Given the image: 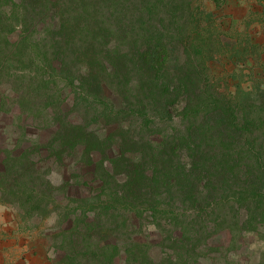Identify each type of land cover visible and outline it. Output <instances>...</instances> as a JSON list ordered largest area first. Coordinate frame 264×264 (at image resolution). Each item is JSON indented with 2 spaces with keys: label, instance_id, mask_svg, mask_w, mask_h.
I'll list each match as a JSON object with an SVG mask.
<instances>
[{
  "label": "trees",
  "instance_id": "obj_1",
  "mask_svg": "<svg viewBox=\"0 0 264 264\" xmlns=\"http://www.w3.org/2000/svg\"><path fill=\"white\" fill-rule=\"evenodd\" d=\"M112 1L115 9L108 14L103 6L90 9L84 2V8L70 17L63 13L55 18L50 41L74 49L73 61L57 51L52 58L42 56L37 47L32 50L39 72L33 80L39 76L45 91L63 85L78 98L87 90L101 101L110 82L117 81L119 88L129 90L116 91L123 98L118 115L126 113L136 120L124 130H114L124 133L109 168L124 178L123 189L107 190L101 179L100 194L88 203L90 214L83 213L85 219L76 222L69 236L72 249L66 260L128 262L136 243L119 235L118 221L126 226L130 216L145 209L161 210L169 220L172 236L163 235L162 245L169 242L172 264H194L193 254L216 232L241 239L246 230H253L264 237V81L251 76V86L244 89L240 75L235 91L216 85L208 64L218 53L208 26L181 25L193 17L182 8H190V1L144 0L139 9L137 1L131 6L126 0ZM173 5L182 10L167 9ZM133 10L137 12L130 13ZM108 18L113 25H107ZM83 34L91 41H79ZM173 112L179 121H174ZM56 125L54 139L36 145L49 149L55 163L64 162L78 148L89 166L96 163L95 153L106 155L103 145L113 134L100 139L85 123ZM55 140L60 146L53 149ZM45 175L28 152L17 156L0 147V205L37 215L46 208L40 185L50 184L43 180ZM145 260L165 264V258L156 255Z\"/></svg>",
  "mask_w": 264,
  "mask_h": 264
},
{
  "label": "rangeland",
  "instance_id": "obj_2",
  "mask_svg": "<svg viewBox=\"0 0 264 264\" xmlns=\"http://www.w3.org/2000/svg\"><path fill=\"white\" fill-rule=\"evenodd\" d=\"M126 1L125 5L129 6L137 1L134 3L137 9L145 6L139 5L144 0ZM188 1L190 8H182L193 17H187L181 25L189 29L197 24L208 26L218 53L217 60L208 64L216 85L235 91V80L240 75L244 77V89L251 86L248 82L251 76L264 81V0ZM84 2L90 9L103 6L106 14L115 9L112 0H0V147L17 156L28 152L41 173L46 174L43 180L50 182L48 186L40 182L46 208L37 215L0 205V264H72L65 258L72 249L69 236L76 222L85 219L84 214H90L88 203L91 197L100 194L101 179L106 181L105 188L112 191L121 192L125 183L121 175L111 171L109 160L117 155V141L124 133L114 134V130L118 127L124 130L136 121L126 113L118 115L123 98L116 91L123 89L126 94L128 88H119L117 81L110 82L111 88L98 101L87 90L78 98L71 87L60 85L57 90L45 91L39 76L33 80L39 73L33 63L37 59L32 57L36 47L42 56L53 58L57 51L66 61L76 59L74 49L59 48L50 41L48 32L55 26V18H61L63 13L65 18L70 17L84 8ZM182 8L173 5L167 9L177 12ZM208 15L210 18H206ZM107 25H113L109 18ZM91 39L84 34L78 38L81 42ZM79 57H83V52ZM173 117L174 121L180 120L177 112H173ZM59 121L67 127L85 123L100 139L113 134L103 145L106 155L95 153L96 163L89 166L78 148L68 153L64 162L55 163L49 149L36 145L45 146L54 139ZM58 144L55 140L50 146L54 149ZM98 162L102 165L94 175ZM118 224L119 235L125 239L132 237L136 244L133 257L128 262L120 259L116 264H148L145 259L150 255H156L159 260L165 258L168 264L172 250L169 242L162 245V237H171L172 232L161 210L145 209L137 217L130 216L126 226L120 219ZM244 234L240 239L231 238L227 231L216 232L193 254L194 264H264V237L253 230Z\"/></svg>",
  "mask_w": 264,
  "mask_h": 264
}]
</instances>
